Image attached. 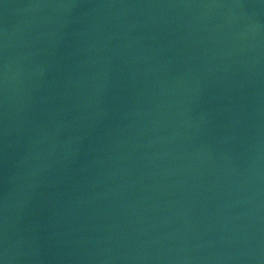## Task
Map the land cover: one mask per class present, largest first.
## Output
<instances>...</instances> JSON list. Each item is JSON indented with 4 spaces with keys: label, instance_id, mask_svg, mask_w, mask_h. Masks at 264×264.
I'll return each mask as SVG.
<instances>
[{
    "label": "water",
    "instance_id": "water-1",
    "mask_svg": "<svg viewBox=\"0 0 264 264\" xmlns=\"http://www.w3.org/2000/svg\"><path fill=\"white\" fill-rule=\"evenodd\" d=\"M0 264H264V0H0Z\"/></svg>",
    "mask_w": 264,
    "mask_h": 264
}]
</instances>
